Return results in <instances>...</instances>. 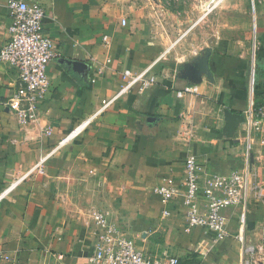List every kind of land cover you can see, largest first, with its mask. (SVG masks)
Returning <instances> with one entry per match:
<instances>
[{"label":"crops","instance_id":"obj_1","mask_svg":"<svg viewBox=\"0 0 264 264\" xmlns=\"http://www.w3.org/2000/svg\"><path fill=\"white\" fill-rule=\"evenodd\" d=\"M5 1L0 47L10 22ZM25 1L43 7L44 29L58 55L47 67L50 86L37 119L27 124L6 105L18 80L0 63V264H92L94 211L105 213L151 257L166 253L181 264H240L242 241L215 242L204 228L189 229L182 199L164 203L153 187L168 176L181 181L189 151L204 175L243 166L242 126L232 139L217 135L224 107L243 114L249 101L248 36L212 41L207 47L213 78L194 84L180 78L177 68L202 48L188 44L190 51L177 60L176 40L169 43L155 17L129 0ZM254 1L257 71L264 73V0ZM152 62L153 85L137 84L99 111L124 84L123 71ZM184 115L193 121L189 147L177 137ZM89 118L81 133L58 147ZM45 156L43 174L30 171ZM258 157L254 149L250 165L261 187L250 193L245 212L241 206L222 211L232 235L244 222L245 242L255 245L264 237V158ZM198 205L204 213L201 193Z\"/></svg>","mask_w":264,"mask_h":264},{"label":"built area","instance_id":"obj_2","mask_svg":"<svg viewBox=\"0 0 264 264\" xmlns=\"http://www.w3.org/2000/svg\"><path fill=\"white\" fill-rule=\"evenodd\" d=\"M5 6L10 22L6 29V40L0 47V63L11 68L18 80V85L7 99L6 105L21 124H27L37 119L40 104L48 94L50 82L47 67L58 53L44 29L45 12L39 3L6 0ZM122 23L125 24L124 19ZM252 54L248 73L249 101L243 111L244 121L240 124L243 132V136L239 139L243 146V166L225 175H204L197 156L189 151L185 156L182 180L178 181L168 176L153 187L154 192L161 197L164 203L177 197L182 199L189 229L202 227L215 242L229 237L242 241L240 264H264V237L258 245L246 243L244 222H242L241 229L232 235L227 219L222 213L225 208L234 206H241L245 212L251 197L250 193H254L261 187L250 165L254 149L259 155L258 158L264 157V91L260 101L256 102L254 99L256 43ZM154 63H149L137 72H132L130 69L123 71L124 84L112 99L101 104L99 111L104 110L111 101L137 84L142 87L153 85L157 81ZM182 94L183 91L177 92V96ZM89 122L90 118L72 129L58 142V147L74 139ZM177 135L178 139L189 147L194 131L193 121L188 115L182 117ZM46 157L40 159L30 171L36 170L43 174L42 164ZM18 181L16 180L10 188ZM200 193L205 200L204 213L200 211L198 205ZM92 217L95 224L94 233L98 236L94 252L89 258L92 264H181L177 257L166 253L157 257L147 255L133 239L110 223L105 213L94 211Z\"/></svg>","mask_w":264,"mask_h":264},{"label":"rangeland","instance_id":"obj_3","mask_svg":"<svg viewBox=\"0 0 264 264\" xmlns=\"http://www.w3.org/2000/svg\"><path fill=\"white\" fill-rule=\"evenodd\" d=\"M129 1L131 6L138 7V10L144 11L147 16L155 17L161 32L168 38L169 43L176 40L175 43L178 44L174 56L177 60L190 51L191 46L188 44L202 48V52L212 41L221 36L232 38L248 36L250 68L256 43L253 25L254 0ZM256 71L257 66L255 65V80ZM261 160L257 159V163H263ZM259 168L260 174L264 175L263 165Z\"/></svg>","mask_w":264,"mask_h":264},{"label":"water","instance_id":"obj_4","mask_svg":"<svg viewBox=\"0 0 264 264\" xmlns=\"http://www.w3.org/2000/svg\"><path fill=\"white\" fill-rule=\"evenodd\" d=\"M210 54L211 50L205 47L201 54L197 55L188 62L182 63L177 68L178 76L190 83H199L202 77L205 76L212 80V71L210 67ZM224 124L219 131L217 138L232 139L237 131V128L244 121L242 112L232 111L229 108L223 109ZM237 141V139H234Z\"/></svg>","mask_w":264,"mask_h":264},{"label":"trees","instance_id":"obj_5","mask_svg":"<svg viewBox=\"0 0 264 264\" xmlns=\"http://www.w3.org/2000/svg\"><path fill=\"white\" fill-rule=\"evenodd\" d=\"M256 66H257V61H256ZM247 73H249V72L247 71ZM258 74L260 75V77H259ZM263 77H264V73L263 72L259 73L257 71L256 81H255V88H254V99H255V101L258 99V97L260 95H262V92L264 91ZM258 80H260V82Z\"/></svg>","mask_w":264,"mask_h":264}]
</instances>
